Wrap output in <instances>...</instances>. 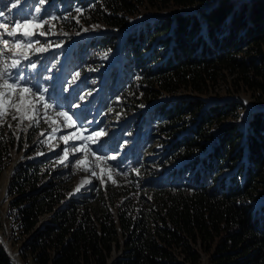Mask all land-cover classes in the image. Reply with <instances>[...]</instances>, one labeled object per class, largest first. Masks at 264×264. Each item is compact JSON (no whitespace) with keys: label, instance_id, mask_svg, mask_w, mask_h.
<instances>
[{"label":"trees","instance_id":"16d2710c","mask_svg":"<svg viewBox=\"0 0 264 264\" xmlns=\"http://www.w3.org/2000/svg\"><path fill=\"white\" fill-rule=\"evenodd\" d=\"M199 4L202 9L197 12L178 14L163 20L155 31L132 35L138 41L132 51L138 57L137 67L144 50L154 52L152 42L154 47L156 40L164 46L158 54L160 62L154 67L152 61L146 65L150 66L144 72V97L148 95L153 102L163 93L185 89L202 95L229 69L238 70V82L264 97V56L247 62L238 58L251 50L262 53L264 0H91L88 5L95 7L93 15L104 24L117 28L125 25L119 14L133 15L140 6L183 10ZM110 43L108 39L106 46ZM125 70L130 72V67L118 76L126 80ZM114 81L108 95L118 97L112 88ZM170 103L164 118L192 128L179 139L173 158L199 160L204 171L193 174L184 185L171 182L174 171L169 172L155 192L156 215L148 221L152 224L142 218L132 225L126 213L117 220L105 214L98 224L71 202L61 207L63 193L57 183L38 191L37 169L18 168L8 187V195L16 197L8 219L14 235L27 237L20 252L22 264H200L202 257L196 248H204L209 264H264V206H259L264 198V111L255 112L249 120L245 143L229 128L225 140L204 159L199 154L211 142L209 129L220 118L232 117L237 107L219 103L204 109V103L181 99ZM1 148L0 180L9 154L7 145ZM227 168L234 173L233 179L219 180L217 174ZM44 215L53 216L40 227ZM119 232H129L124 243L119 241ZM113 250L121 255L110 262ZM0 264H14L1 246Z\"/></svg>","mask_w":264,"mask_h":264},{"label":"rangeland","instance_id":"374dc122","mask_svg":"<svg viewBox=\"0 0 264 264\" xmlns=\"http://www.w3.org/2000/svg\"><path fill=\"white\" fill-rule=\"evenodd\" d=\"M85 1L87 0H82V3H75L74 0H19L17 6L13 7L16 0H0V13L7 17L9 30H12L11 22L23 21L25 18L38 16L41 20L48 21L42 29H33L35 32L47 33L45 36H34L33 40H38L39 44H34L33 47H47L48 50L39 55L31 53L32 60L37 61V69L25 68V76H31L33 84L47 89L48 95H54L57 105L48 111V116L56 120L57 124L46 123L41 119L38 127H29V120L19 123L9 114L3 125H0L1 146L9 147L0 180L3 224L0 227V246L14 264H22L20 252L27 242L26 236L19 233L14 235L11 220L8 219L14 213L12 203L16 198L8 195V187L12 173L18 168L31 166L37 169L40 182L36 190L40 191L43 185L51 182L54 185L57 183L63 193V202L59 206L63 207L65 203L71 202L78 212L89 214L98 224L101 223L98 219L102 220L105 214L117 220L126 213V220H131L132 225L142 218L150 225L152 222H148L149 218L156 215L155 192L162 184L160 180L174 171L171 182L184 185L194 177L193 174L204 171L199 160L191 161V158H187L176 161L173 158L177 154L175 148L179 146V139L186 137L192 128L186 125L176 126L174 122L164 118V111L170 102L174 99L197 100L204 103V109L219 103L237 107L233 108L236 111L232 117L220 118L209 129L211 142L199 154L204 159L211 153L213 146L220 145L225 140L229 128L235 129L242 137V143H245L244 132L249 120L255 112L264 111V97L257 96L239 83L236 69L223 72L216 85H209L207 92L202 95L185 89L173 94L163 93L153 102L148 101V95L144 97L147 87L144 84V72L150 66L146 65L152 61L154 67L160 62L162 56L158 54L164 46L159 40H156L155 47L152 42L154 52L151 54L144 50V58L140 60V67H137L138 57L132 51L138 41L132 35L141 31L146 33L150 29L155 31L163 20L178 14L197 12L200 4L183 10L171 6L165 10L140 6L133 15L119 14L118 17L123 19L125 25L114 28L94 16L95 7L88 5L91 0L88 4ZM5 38L11 40L10 37ZM108 39L112 43L106 46ZM261 52L251 50L238 58L247 62L264 56V48ZM24 63L27 64L28 61ZM126 67H130V72L125 70L129 74L125 80L118 74ZM77 72L79 76L73 82L72 77ZM112 81V88L117 91L118 97L108 95ZM57 111L69 112L75 121V127H66L63 118L55 115ZM53 127L57 129L55 133H52ZM96 131L103 134L93 140L70 141L66 145L61 139L73 132L88 137ZM42 132L44 135H41ZM3 137L4 140L1 141ZM80 144L87 145L90 151L74 156L72 147ZM65 148L69 150L67 159L63 157ZM85 156L89 162L88 171L84 170V165L75 164V159H84ZM101 156L104 157L103 160L97 159ZM92 169L95 175L92 174ZM233 175L227 168L221 170L217 177L219 180L231 181ZM260 200L259 206H264V198ZM147 212L153 216L149 217ZM52 216L44 215L40 227L47 224ZM128 233L119 232L121 243L127 239ZM202 250L195 249L202 257L200 264H209L208 255ZM111 254L110 262L121 255L118 250H113Z\"/></svg>","mask_w":264,"mask_h":264},{"label":"snow or ice","instance_id":"6c2138e0","mask_svg":"<svg viewBox=\"0 0 264 264\" xmlns=\"http://www.w3.org/2000/svg\"><path fill=\"white\" fill-rule=\"evenodd\" d=\"M19 0L13 3L16 7ZM39 12V9H36ZM79 11V9H77ZM0 125H3L6 117L11 114L13 120H18L23 123L25 119L29 120V127L39 126L40 120L43 119L46 123L57 124L56 120H52L48 116V111L57 107L55 103V96L48 95L47 89H42L39 85L32 83V77L25 76V68L29 70L37 69V61H33L31 53L35 52L37 55L46 52L47 47L34 48V44H39L38 40H33L36 35H47L44 31L35 32L33 29H42L47 20H41L38 16L31 19L25 18L23 21H13L12 30H9L7 17L0 13ZM53 19H55L53 17ZM5 37H10L11 40ZM24 61H28L27 64ZM79 73H75L72 77L73 82ZM83 99V97H80ZM57 117H62L66 127H75V121L72 115L67 111H57ZM11 127V125H8ZM57 129L52 128V133ZM79 131V129H78ZM103 133L101 131L93 132L88 137L83 135H76L75 132L62 136L61 139L67 145L70 141L77 140H93L94 137L98 138ZM41 135H44L42 132ZM102 147V146H101ZM90 149L85 144L72 147V153L75 156L79 153H87ZM95 155V152H92ZM69 156L68 148L63 150V157L67 159ZM103 160L104 157H97ZM115 159V157H112ZM76 165H84V170H90L87 157L84 159H75ZM95 175L94 169L91 170ZM111 178V177H110ZM114 182V181H113Z\"/></svg>","mask_w":264,"mask_h":264},{"label":"water","instance_id":"95a60500","mask_svg":"<svg viewBox=\"0 0 264 264\" xmlns=\"http://www.w3.org/2000/svg\"><path fill=\"white\" fill-rule=\"evenodd\" d=\"M5 252V251H4ZM5 254L7 255V257H10V256H8V254L5 252ZM10 259L12 260V258L10 257ZM13 261V260H12Z\"/></svg>","mask_w":264,"mask_h":264},{"label":"bare ground","instance_id":"6f19581e","mask_svg":"<svg viewBox=\"0 0 264 264\" xmlns=\"http://www.w3.org/2000/svg\"><path fill=\"white\" fill-rule=\"evenodd\" d=\"M0 238H1V235H0Z\"/></svg>","mask_w":264,"mask_h":264}]
</instances>
